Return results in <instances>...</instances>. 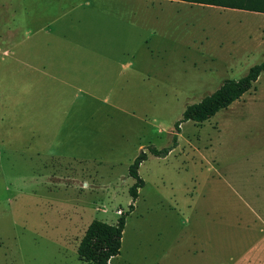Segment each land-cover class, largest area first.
Returning a JSON list of instances; mask_svg holds the SVG:
<instances>
[{
    "label": "rangeland",
    "instance_id": "obj_1",
    "mask_svg": "<svg viewBox=\"0 0 264 264\" xmlns=\"http://www.w3.org/2000/svg\"><path fill=\"white\" fill-rule=\"evenodd\" d=\"M242 12V13H239ZM168 0H0V264H264V72L204 123L187 106L263 61L264 16ZM251 13V14H250Z\"/></svg>",
    "mask_w": 264,
    "mask_h": 264
},
{
    "label": "trees",
    "instance_id": "obj_2",
    "mask_svg": "<svg viewBox=\"0 0 264 264\" xmlns=\"http://www.w3.org/2000/svg\"><path fill=\"white\" fill-rule=\"evenodd\" d=\"M198 4L202 6L218 7L264 14V0H170ZM264 72L263 61L250 68L248 73L239 80H225L213 94L206 96L200 102L187 106L182 119L175 124V134L172 146L163 150L150 148V154L156 157H167L178 145V133L181 124L192 121L204 123L213 118L221 110L229 108L251 91L254 84ZM148 160V153L141 152L129 168V176L134 184L129 188L133 199L127 211L121 212L116 224H109L101 220H93L87 228L79 246L78 256L81 261L89 264H110L111 260L121 254L123 234L127 218L135 211L134 203L139 198V191L145 187V181L139 175L140 167Z\"/></svg>",
    "mask_w": 264,
    "mask_h": 264
},
{
    "label": "crops",
    "instance_id": "obj_3",
    "mask_svg": "<svg viewBox=\"0 0 264 264\" xmlns=\"http://www.w3.org/2000/svg\"><path fill=\"white\" fill-rule=\"evenodd\" d=\"M156 1H159V0H156ZM168 1H170V0H168ZM173 2H177V1H171V3H173ZM183 3H185V2H183ZM187 4H189V3H187ZM190 5H197V6H202V5H198V4H190ZM202 7H210V6H202ZM210 8H217V10H226L225 8H218V7H210ZM227 10H231V9H227ZM233 12L235 11V12H239L240 10H232ZM247 12V11H246ZM239 13H242V12H239ZM251 13H254V12H251ZM250 13V14H251ZM259 13H254V15H257V16H259V15H261V14H259ZM262 16H264V14H262ZM261 51H263V55H264V40L262 41V43H261V49H260V52ZM264 57V56H263ZM262 75V74H261ZM260 78V77H259ZM259 80V79H258ZM3 161L2 160H0V176L4 179V177H5V172H4V170H3ZM114 260V259H113Z\"/></svg>",
    "mask_w": 264,
    "mask_h": 264
}]
</instances>
